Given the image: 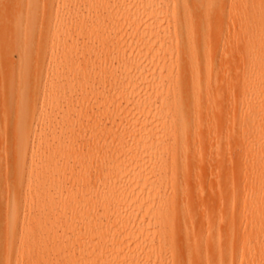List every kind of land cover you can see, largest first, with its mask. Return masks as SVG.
I'll use <instances>...</instances> for the list:
<instances>
[{
    "label": "bare ground",
    "instance_id": "6f19581e",
    "mask_svg": "<svg viewBox=\"0 0 264 264\" xmlns=\"http://www.w3.org/2000/svg\"><path fill=\"white\" fill-rule=\"evenodd\" d=\"M85 2L79 54L66 0L26 15L34 54L8 38L0 264H264V0Z\"/></svg>",
    "mask_w": 264,
    "mask_h": 264
},
{
    "label": "rangeland",
    "instance_id": "374dc122",
    "mask_svg": "<svg viewBox=\"0 0 264 264\" xmlns=\"http://www.w3.org/2000/svg\"><path fill=\"white\" fill-rule=\"evenodd\" d=\"M46 1L47 0H0V44H1L0 54L2 56H3L2 49H4V46H5L3 44H6L5 42L8 43L9 39L14 37L11 35H17V38L20 41L19 42L20 45L21 44L25 45V43L27 44L26 46L21 45V47L28 48V50L31 52V53L29 52V54L32 55L39 49V47L41 46V36H39V34L36 33V34L32 35L31 38L29 39V37H27V35L24 31L23 24L25 22L26 15H28L29 13L32 14L31 17H33L34 21L36 23H39L40 19H39L38 15H39V12L41 11L42 7L46 3ZM10 7L12 8V10H10L11 9ZM63 10H64V20H65L64 21V23H65V25H64L65 30L64 31H65V35L67 38L66 44H69L72 47L77 48L78 51L77 50L76 51L79 54V49H81V47L84 45L83 43H85V40H87L86 37L88 36V22H90V20L88 19V13H87L88 10H87V6H86V2H85V0H66V4L63 7ZM12 26H13V29H15L13 31L14 34L11 32V30H13ZM55 31L52 33V38H54V35L56 34ZM51 41H53V39ZM51 43H53V42H51ZM8 45H9V47H8ZM8 45L5 46L6 48H8L7 49L8 55H6V56L9 58L8 59V61H10L9 63H12L13 69L6 71L5 68L3 67L4 66L3 60L2 59H1L2 61L0 60V64L2 63L0 65V115H1V110H2L1 100H2L3 94L7 95L8 93L12 92L10 90H13L12 89L13 87L11 85H10L11 88L8 85H4V80L10 78V76H11L10 74H13L14 67L16 68L19 65L18 62H20V61H18V60H20V59H18V57H19L18 55H20L19 53L21 52L20 45L17 47V45L15 44V47H14V42L12 43L11 40L9 41ZM10 46L14 47V49L11 48ZM51 46H52V44H50V46H49L50 49H51ZM1 55H0V58L2 57ZM67 58H68V55H61V54H59L58 56L53 58L56 61L55 63H57L56 64V66L58 68L57 69L54 67L53 64L50 65V62H51L50 57L47 56L46 64H49L48 72L51 75V77H53L54 80H56L55 79L56 77H59V81H63V78L65 77V70L63 69L62 66L67 61ZM82 63H83L82 68L88 67V59H85ZM25 68L28 69L29 65L27 66V64H26V66L23 67L24 72L27 71ZM78 78H79V81L81 80L82 82L88 81V75H86L84 77L78 76ZM219 81H221V79ZM43 88H44V81L42 80L35 92H39ZM77 93L80 94L81 91L78 90ZM85 99L88 102V94L85 95ZM79 102H80V104H83L81 100ZM1 141H3V140L1 139L0 142ZM39 141H40V144L43 143V140L41 138ZM231 142H233V143H231ZM231 142L229 144V148H230L229 151H230V154H232V155L230 156L229 153L226 154L227 158H228V155L230 156L228 158V160H231L233 155L235 156L232 159V161H234V162L236 160L235 158H237L238 156H242L243 154L248 155L247 152H241L238 149V144L234 140H232ZM235 144H237V145H235ZM207 156H206V158H207ZM227 158L225 160H227ZM229 163L230 162L228 161V164ZM226 164H227V162H226ZM231 164H233V162ZM227 166H225L226 169H227ZM230 166L233 167L232 165H230ZM231 170H233V169L231 168ZM207 171L210 172L209 169ZM241 172H242V170L237 172V169H236L235 176H237V173H238V176H240ZM209 181L210 180H208L207 182H204V184H202V186L200 188L202 191V195H204L206 197H208L211 194V192H209L210 191ZM238 181L240 182L241 185L244 183V185H246L247 188H249L251 186V183H252L251 180H247L246 182H242L243 180H238ZM194 194H201V192L199 191V189H194ZM259 212L264 214V200L259 204ZM244 240H245V238H244ZM245 242H246V240L244 241V243ZM261 245L263 246V249H264V237H261ZM42 248H43V246H42Z\"/></svg>",
    "mask_w": 264,
    "mask_h": 264
}]
</instances>
